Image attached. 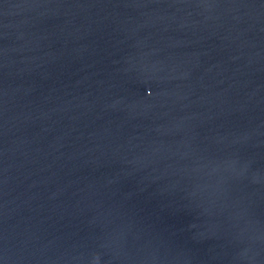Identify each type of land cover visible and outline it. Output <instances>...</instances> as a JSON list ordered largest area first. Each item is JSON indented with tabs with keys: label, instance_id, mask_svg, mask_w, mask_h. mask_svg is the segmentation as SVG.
Here are the masks:
<instances>
[{
	"label": "water",
	"instance_id": "water-1",
	"mask_svg": "<svg viewBox=\"0 0 264 264\" xmlns=\"http://www.w3.org/2000/svg\"><path fill=\"white\" fill-rule=\"evenodd\" d=\"M0 264H264V0H0Z\"/></svg>",
	"mask_w": 264,
	"mask_h": 264
}]
</instances>
